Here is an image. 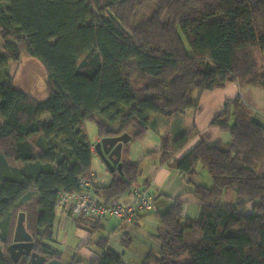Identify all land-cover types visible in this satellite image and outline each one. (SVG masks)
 <instances>
[{"label": "trees", "instance_id": "1", "mask_svg": "<svg viewBox=\"0 0 264 264\" xmlns=\"http://www.w3.org/2000/svg\"><path fill=\"white\" fill-rule=\"evenodd\" d=\"M0 1L9 3L0 12V166L7 168L0 174V264H29V256L15 261L8 250L21 211L34 250L61 259L62 251L50 243L59 193L77 192L80 179L95 178L88 122L97 125L98 140L132 134L124 145L123 174L116 170L109 184L93 187L109 200L139 181L141 161L130 157V145L146 136L150 114L198 107L203 91L230 83L264 89V0ZM23 53L45 66V98L2 77L1 69ZM249 107L242 95L229 97L212 119L228 140L208 144L193 126L173 140L164 135L161 148L148 151L190 176L200 213L185 216L181 196L157 213L161 248L143 264H264V174L256 170L264 168V123ZM10 161L22 164L10 168ZM200 164L212 186L194 182ZM231 191L239 201L222 202ZM68 214L77 223L86 220L71 208ZM98 223L84 242L92 241ZM111 236L95 241L100 251L88 264H128L125 253L110 245ZM127 241L124 236L121 242Z\"/></svg>", "mask_w": 264, "mask_h": 264}, {"label": "crops", "instance_id": "2", "mask_svg": "<svg viewBox=\"0 0 264 264\" xmlns=\"http://www.w3.org/2000/svg\"><path fill=\"white\" fill-rule=\"evenodd\" d=\"M236 95H242L250 107H253L252 117L256 119L264 118V114L256 108L264 104V89L251 86L241 88L237 83H230L222 89L203 91L199 96L198 107H190L182 113L173 116H164L157 113L150 114V128L143 139L131 143L130 157L133 160L141 161L139 181L134 185L147 187L155 195V206L151 212L142 215L134 224L124 225L120 223L119 226H113L110 245L118 252L125 253V260L128 259L130 262L134 259L135 254L139 251L138 246H141L140 243L143 244L144 249L140 257V264L143 263L145 257L151 251L157 252L160 250L161 247L156 239L159 226L157 213L168 211L175 198L181 196L186 200V215L197 217L200 213L199 201L191 192V184L188 181L190 176L170 168L169 165L161 162L159 154H149L148 151L159 150L162 146V137L164 135H168L173 140L188 132L193 126H197L200 130V135L204 137L207 143L208 141L228 140V132H224L219 127L210 125V123L224 108L226 98ZM197 99L198 97L195 100ZM198 137L199 135L195 137V140ZM97 141L98 138L92 144L93 159L95 154H97L95 149ZM193 144L192 141L189 146L177 154V157H181L188 152ZM94 174L98 183L99 176L96 172ZM106 176H108V180L104 185L111 182L112 172L111 176ZM90 224L92 225L94 222H90ZM99 224L100 229L105 228L102 220H100ZM124 236H128L131 239L130 242L127 241L128 246L123 245L121 242ZM114 242H117V245Z\"/></svg>", "mask_w": 264, "mask_h": 264}, {"label": "rangeland", "instance_id": "3", "mask_svg": "<svg viewBox=\"0 0 264 264\" xmlns=\"http://www.w3.org/2000/svg\"><path fill=\"white\" fill-rule=\"evenodd\" d=\"M8 6L9 3L7 1H0V12L6 10ZM55 40L56 39H53L52 42H55ZM3 42V39L0 38V47L3 45ZM261 57L262 62H264V52ZM1 73L4 80H6L9 76L13 77L15 80V84L20 89L30 92L38 98H45L47 96L45 86L47 72L45 66L38 58L31 57L26 53H23L21 61L17 62L10 60L9 63L1 69ZM198 93L199 91H195L191 96L190 100L195 101V99L198 97ZM249 108L248 112H252L253 107ZM256 108L264 114V104L261 107ZM258 119L264 123V118ZM0 121H2L1 118ZM87 132L90 137V140L94 142L98 134L97 125L93 122H88ZM210 143L212 142L208 141V144ZM21 164L22 163L19 161H10L9 167H17ZM262 165L263 164H259L258 168L256 169L259 174H264V168ZM198 169L199 174L194 177L196 183L204 184L206 186H212L213 178L209 174V172L201 164L198 166ZM2 170H7V168L5 166H0V174L5 173ZM93 171L98 174V184L100 185H104L107 182L108 176L106 175L111 176L110 170L105 166L103 159L98 153L95 154L93 159ZM221 201L224 203H237L239 199L238 196L231 191L228 195L222 196ZM254 204V202L249 203L246 207H244L243 211L249 212L252 206H254ZM192 208H194V206H192ZM66 209L65 211H63V213L57 210V220L54 229V241H50V243L56 249L62 251V261L67 262L69 264V262L73 261L74 258L77 257L78 259L82 260L81 264H88V261L96 256V252L100 251V248L98 247L95 241H97L101 237L109 236L112 233L113 226H119L121 221L113 217H103L102 223L104 224L105 228H101L100 231L96 232L92 237V241L87 243L84 241L86 240V238H88L91 229L90 227H92L90 226V221L88 220V218H86V220L82 223H77L68 214ZM185 216H187L186 212ZM85 243H87L86 246ZM114 244L117 245V242H114ZM140 244L141 246H138L139 251L135 254L134 259L131 260L133 262H129L128 259H124V262L126 261L128 264H140V257L142 256L144 250L143 244ZM159 251H157L156 253L158 254ZM3 253H5V247L4 244L0 241V255H2ZM189 259V255H186L184 257V260Z\"/></svg>", "mask_w": 264, "mask_h": 264}, {"label": "built area", "instance_id": "4", "mask_svg": "<svg viewBox=\"0 0 264 264\" xmlns=\"http://www.w3.org/2000/svg\"><path fill=\"white\" fill-rule=\"evenodd\" d=\"M79 183V191L59 193L56 210L63 213L71 208L73 216L88 218L94 223L103 217H113L121 224L130 225L155 206V195L147 187L133 185L129 194L106 200L95 193L93 187L97 181L94 177L82 178Z\"/></svg>", "mask_w": 264, "mask_h": 264}, {"label": "water", "instance_id": "5", "mask_svg": "<svg viewBox=\"0 0 264 264\" xmlns=\"http://www.w3.org/2000/svg\"><path fill=\"white\" fill-rule=\"evenodd\" d=\"M132 139V134L124 132L118 135L105 136L95 143V149L103 159L110 172L118 170L123 174V151L125 143ZM26 212L19 213L13 236L8 250L15 261L22 256L30 257L29 264H68L60 258L48 259L46 255L34 250V238L26 226Z\"/></svg>", "mask_w": 264, "mask_h": 264}, {"label": "flooded vegetation", "instance_id": "6", "mask_svg": "<svg viewBox=\"0 0 264 264\" xmlns=\"http://www.w3.org/2000/svg\"><path fill=\"white\" fill-rule=\"evenodd\" d=\"M29 259H30V257H29Z\"/></svg>", "mask_w": 264, "mask_h": 264}]
</instances>
